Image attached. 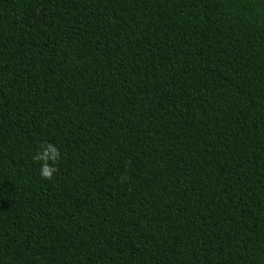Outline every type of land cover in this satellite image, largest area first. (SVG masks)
Instances as JSON below:
<instances>
[{"label": "trees", "instance_id": "trees-1", "mask_svg": "<svg viewBox=\"0 0 264 264\" xmlns=\"http://www.w3.org/2000/svg\"><path fill=\"white\" fill-rule=\"evenodd\" d=\"M0 264H264V0H0Z\"/></svg>", "mask_w": 264, "mask_h": 264}, {"label": "clouds", "instance_id": "clouds-1", "mask_svg": "<svg viewBox=\"0 0 264 264\" xmlns=\"http://www.w3.org/2000/svg\"><path fill=\"white\" fill-rule=\"evenodd\" d=\"M34 161L41 164L40 176L43 180L51 181L59 172L57 165L61 160L60 150L52 143L47 142L39 146V151L33 157Z\"/></svg>", "mask_w": 264, "mask_h": 264}]
</instances>
